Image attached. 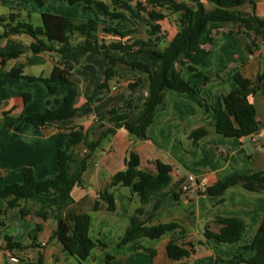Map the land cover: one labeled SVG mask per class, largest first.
<instances>
[{
	"label": "crops",
	"instance_id": "obj_1",
	"mask_svg": "<svg viewBox=\"0 0 264 264\" xmlns=\"http://www.w3.org/2000/svg\"><path fill=\"white\" fill-rule=\"evenodd\" d=\"M40 6L36 0H0V16L11 10H21L23 15L30 13L31 22L35 26L42 25V14L68 17L75 21L95 20L100 26H110L119 32L132 30L134 26L122 19H110L97 6L87 9L83 3L73 5L60 0H43ZM113 11L122 12L133 17L137 31L124 37L105 33L99 30L96 35L105 44L112 41L131 43L135 39H151L165 48L178 33L177 15L164 12L165 19L150 23L144 13L138 12L137 3L147 10V0H123L124 3L113 6V0H99ZM256 15L264 19V0H256ZM209 9L211 7L207 5ZM251 13L249 4L239 8ZM215 38L209 44L207 36L201 38L209 56L197 67L198 72L209 77L204 83L202 78L195 77L186 65L174 66L181 77L188 81L204 100L209 109L200 106L195 98L187 93H179L171 89L165 90L163 105L157 108L154 121L145 138L134 139L125 130L116 129L100 140V145L91 153L92 159L82 175L81 184L71 191V197L88 210L91 217L89 236L96 243L90 257L80 262L64 250L55 236L58 201L43 204L39 199L21 202L30 213L22 217L19 208L9 207L7 200L0 199V209L6 210V225L0 226V264H29L43 257V264H248L233 259L242 255L250 259L255 252L251 249L254 237L264 218V193L253 192L241 185L229 187L221 196L209 197L191 186L190 176L198 180L206 177L209 187L230 179L233 175H250L264 171V72L262 61V37L256 39L258 48L252 54L248 52L249 41L240 31L239 24L210 23L208 27ZM71 41L73 50L63 56L30 52L31 38L27 35H14L0 41L5 53L21 50L23 53L15 59H7L2 67L3 72L23 66V73L29 76H49L56 63L73 69L72 79L79 88L75 108L76 114L69 120L51 122L45 127L23 123L20 129L7 127L3 117L13 118L27 116L32 113H44L47 109L58 106L52 102L46 86L41 82H30L24 78L9 81L0 85V188L12 183H22L24 168H32L38 180L54 179L59 173L58 153L65 148L67 132L74 128L87 133L89 141H97L101 133L108 127L98 125V118L113 107L127 108L131 103L136 106L147 96L150 77L142 69L131 67L120 70L117 77L109 82L108 87L98 89L104 81L107 60L102 52H89L83 49L85 37L75 34ZM111 54L120 53L110 50ZM129 61H138L149 65L154 72L158 63L145 55H133ZM1 70V66H0ZM240 71L251 81L253 94L250 102L259 122V134L253 138L223 137L219 135L210 122L213 119L212 106L219 95L229 93L237 86L234 74ZM140 84L130 89L131 83ZM70 85H61L55 94L62 101L69 94ZM28 96V100L25 97ZM142 114L141 109H133L131 119ZM207 126L209 134L194 144L190 134L199 127ZM80 155L87 153L85 145L77 149ZM86 151V152H85ZM131 151L140 158L139 170L155 174L156 162L160 161L172 166V182L161 192L153 195L151 201L143 206L141 219L147 226L177 223L185 235L178 238V244L191 253L189 257L175 261L167 254V245L172 239L166 234L157 239L143 237L127 244L121 240L130 225L136 210L142 207L141 200L130 187H116L110 190L115 200V210L91 211L90 207L97 199V193L109 185L111 178L119 171L125 170V162ZM57 192L51 194L56 196ZM44 208L48 218L43 219L36 213ZM218 217L235 218L245 223L246 228L236 243H221L205 237L208 228L219 233L222 225L215 221ZM40 226V231L38 230ZM9 236L15 242L31 243L35 236V247L14 255L2 249L4 238ZM179 237V236H174ZM99 242L106 245L99 246ZM19 258V262H11L10 257Z\"/></svg>",
	"mask_w": 264,
	"mask_h": 264
},
{
	"label": "trees",
	"instance_id": "obj_2",
	"mask_svg": "<svg viewBox=\"0 0 264 264\" xmlns=\"http://www.w3.org/2000/svg\"><path fill=\"white\" fill-rule=\"evenodd\" d=\"M40 6L44 5L43 0H36ZM70 5L83 3L87 9L93 5L99 7L110 19H122L130 22L134 28L125 32H119L110 26H100L95 20L75 21L68 17H61L50 14H42V25L35 26L31 22V14L23 15L21 10H11L8 14L0 16V41L14 35H27L31 38L30 52L33 55L48 53L56 56H63L74 49L71 41L73 35L78 34L85 37L83 49L89 52H102L106 56L107 65L104 81L98 89L108 87L109 82L117 77L120 70L124 68L142 69L149 74L150 86L147 96H144L140 103L133 106L127 105L132 112L122 108L113 107L97 122L100 127L108 126L100 135L97 141H89L87 133L82 129L74 128L67 132L65 148L58 153L59 173L54 179L38 180L32 168H24L22 171L23 182L12 183L0 188V199L7 200L9 207L19 208L22 217H26L30 211L21 202L30 199H39L44 205L52 201H58L56 215L55 236L62 244L65 251L79 259L80 262L90 257L93 249L97 246L90 238L91 217L88 210L82 205L85 199L76 202L71 197L72 189L81 184L83 173L86 171L92 154L100 145V140L110 135L116 129L125 130L132 138L139 139L147 136V131L154 121L158 107L163 105L165 90L171 89L179 93H187L195 98L200 106L209 109L207 103L199 97L196 90L188 81L181 77L180 71L174 69L175 65H186L195 77L202 78L203 82L209 81V77L198 72L197 67L209 56L210 51L205 48L201 38L207 36L209 44H213L215 38L211 35L208 27L210 23H231L239 24L240 31L249 41L248 52L252 54L258 48L256 39L262 37V61L264 64V19L256 15V0H147V10L142 4L137 3L138 12L144 13L150 23H156L157 30H161L159 21L167 17L163 11L177 15L178 33L174 39L165 47L160 48L151 39H135L131 43L112 41L108 45L99 40L96 33L99 30L108 34L119 35L122 39L137 31V24L133 17L122 12L113 11L104 2L99 0H60ZM123 0H113L112 5L123 4ZM245 4L251 7V13L239 10ZM209 5L211 9L207 7ZM110 50L120 53L119 56L111 54ZM23 52L16 50L5 53L0 47V85L9 81L24 78L30 82L43 83L49 93L48 104L54 102L58 107L47 109L44 113H32L27 116L13 118L4 116L3 123L11 128L16 126L20 129L23 123H29L38 127H45L51 122L69 120L76 114L75 104L79 96V88L72 79L73 69L56 63L49 76H29L23 73V66L10 71L3 72L2 67L7 59L18 58ZM133 55H145L158 63L157 69L152 72L149 65L138 61H129ZM264 79V72L260 75ZM237 86L229 93L217 97L215 105L212 106L213 119L210 126L223 137L253 138L260 132L259 122L255 116L250 96L253 94L251 81L244 77L240 71L234 74ZM140 81L131 83L130 89L136 88ZM61 85H70L71 89L62 101L55 98V94ZM28 100V96L25 97ZM133 109H141L142 114L132 120ZM209 134L207 126L193 130L190 138L194 144ZM80 145H85L87 153L83 156L77 152ZM125 170L117 172L110 180L106 189L97 193V199L90 207L91 211L115 210L113 192L110 190L116 187H130L136 193L142 207L136 210L130 225L128 226L121 243L127 244L137 239L147 237L157 239L163 235L171 234L172 239L166 249L168 256L175 260L189 257L191 251L178 244V238L185 235L184 229L177 223L159 224L147 226L141 219L144 214L143 206L147 205L153 195L163 191L172 182V166L160 161L156 162L157 172L155 174L139 170L140 158L137 153L131 151L126 162ZM241 185L253 192L264 193V171L250 175H233L230 179L210 186L205 195L209 197L221 196L226 189L232 186ZM57 192L52 197L51 194ZM6 210L0 209V226L6 225ZM44 220L48 213L44 208L36 213ZM215 221L222 225L219 233H213L206 228L205 237L221 243H236L240 241L246 225L244 222L227 217H218ZM40 231V226H38ZM179 236V237H174ZM31 243L24 244L15 242L9 236L4 238L2 249L14 253H22L31 247H35V236H31ZM99 246L106 245L99 242ZM244 250L251 249L255 254L248 260L239 255L231 262L240 260L248 264H264V218L257 230L251 246ZM29 264H43V257L40 255L34 262Z\"/></svg>",
	"mask_w": 264,
	"mask_h": 264
},
{
	"label": "built area",
	"instance_id": "obj_3",
	"mask_svg": "<svg viewBox=\"0 0 264 264\" xmlns=\"http://www.w3.org/2000/svg\"><path fill=\"white\" fill-rule=\"evenodd\" d=\"M86 152V151H85ZM191 186L189 188L184 189L183 191L187 192L193 188H197L200 193L205 194L207 189L209 188V181L206 177L201 180H198L194 176H190ZM11 262L17 263L19 262V258L11 256Z\"/></svg>",
	"mask_w": 264,
	"mask_h": 264
},
{
	"label": "rangeland",
	"instance_id": "obj_4",
	"mask_svg": "<svg viewBox=\"0 0 264 264\" xmlns=\"http://www.w3.org/2000/svg\"><path fill=\"white\" fill-rule=\"evenodd\" d=\"M137 29V28H136Z\"/></svg>",
	"mask_w": 264,
	"mask_h": 264
}]
</instances>
